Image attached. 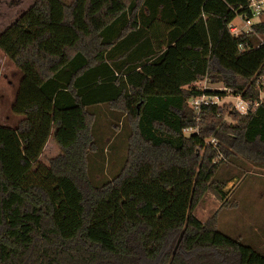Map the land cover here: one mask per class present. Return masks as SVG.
I'll return each instance as SVG.
<instances>
[{
  "label": "trees",
  "instance_id": "trees-1",
  "mask_svg": "<svg viewBox=\"0 0 264 264\" xmlns=\"http://www.w3.org/2000/svg\"><path fill=\"white\" fill-rule=\"evenodd\" d=\"M237 15L247 0H35L0 33L22 74L21 117L0 124V264H264L216 213L194 215L208 191L227 204L229 165L264 166V19L233 36ZM203 80L260 102L197 114L190 99L226 95ZM102 106L124 121L109 149ZM52 130L60 152L44 163Z\"/></svg>",
  "mask_w": 264,
  "mask_h": 264
},
{
  "label": "rangeland",
  "instance_id": "rangeland-1",
  "mask_svg": "<svg viewBox=\"0 0 264 264\" xmlns=\"http://www.w3.org/2000/svg\"><path fill=\"white\" fill-rule=\"evenodd\" d=\"M34 1L0 0V33L25 12ZM263 19L264 11L260 17L256 18V21ZM231 24L241 28L244 23L240 15H237L231 21ZM262 40H264V36ZM232 48L228 50L229 55L233 57L238 56L239 48L237 49L238 51ZM20 79V71L0 50V124L3 126L12 127L21 117L20 114H17L12 109ZM204 81H202L203 84ZM205 84L211 89H217L223 86L208 82ZM96 114L97 135L103 138L105 142L103 143V148L107 149L108 145L115 140L121 141L124 137V131L122 129L124 121L122 120L121 122L118 119V127L115 129L112 123L116 121L110 120L111 114L107 111L106 107L102 106L99 108ZM211 139H207V141ZM117 148L112 145V149L107 153H111L112 150H117ZM54 152V145L52 142L48 143L40 160L45 163L50 157L57 155L60 149L56 154ZM116 156L119 155L116 154ZM105 161L107 163L104 162L103 174L111 176L115 170V162L111 158ZM229 171L240 173V176L228 182L224 188L225 194L227 195V204L220 209L222 201L214 192L208 191L199 205L196 206L194 215L197 219L204 222L216 213L215 228L219 232L252 247L264 256V166L253 165L252 163H245L241 166L229 165ZM142 264L154 263L143 260Z\"/></svg>",
  "mask_w": 264,
  "mask_h": 264
},
{
  "label": "built area",
  "instance_id": "built-area-1",
  "mask_svg": "<svg viewBox=\"0 0 264 264\" xmlns=\"http://www.w3.org/2000/svg\"><path fill=\"white\" fill-rule=\"evenodd\" d=\"M248 1V9L251 11V15H240L244 27L238 28L235 25H232L231 22L228 24V30L233 36L241 35L244 32L250 30L251 25L253 24V20L260 16L263 11L264 0H247ZM204 81V80H203ZM204 81H199L195 83L196 87L202 90H211L210 87H207ZM263 83V81H262ZM200 84V85H199ZM202 84V85H201ZM218 90L225 91L226 95H220L218 93H202L192 99L189 100V106L198 114L203 106L207 105H221L222 103H230L231 109H234L239 114H247L255 109V106L259 104L260 99L264 95V92L261 94L259 101L252 104L251 101H247L242 98L240 95H233L229 92L225 87H219ZM197 128H185L183 131L185 133H190L192 131H196ZM212 144H215V140L211 139L209 141ZM218 149V148H217Z\"/></svg>",
  "mask_w": 264,
  "mask_h": 264
},
{
  "label": "crops",
  "instance_id": "crops-1",
  "mask_svg": "<svg viewBox=\"0 0 264 264\" xmlns=\"http://www.w3.org/2000/svg\"><path fill=\"white\" fill-rule=\"evenodd\" d=\"M264 9V8H263ZM264 11V10H263ZM263 11L261 12V14L263 13ZM260 14V15H261ZM260 17V16H259ZM258 21H260V20H257L256 21V18L253 20V23H255V22H258ZM242 27H244V24H243V26ZM241 27V28H242ZM262 41H264V40H262ZM21 73V72H20ZM21 77H22V74H21ZM21 80V79H20ZM20 80H19V82H20ZM17 88H18V85H17ZM14 104V103H13ZM13 106V105H12ZM20 119V118H19ZM16 124V123H15ZM14 124V125H15ZM13 125V126H14ZM53 131V130H52ZM51 131V135L48 137V139H47V142H46V144L44 145V147H43V150H42V152H41V154H40V156H39V160L42 158V155L44 154V152H45V150H46V147L48 146V143H50V142H52V144L54 145V154H56L58 151H59V145H58V143L56 142V140H55V138H54V135H53V132ZM51 136H52V138H51ZM52 140V141H51ZM59 148V149H58ZM58 154V153H57ZM51 158V157H50Z\"/></svg>",
  "mask_w": 264,
  "mask_h": 264
}]
</instances>
